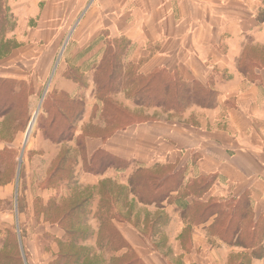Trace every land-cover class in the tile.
<instances>
[{
	"label": "crops",
	"instance_id": "0c3cea01",
	"mask_svg": "<svg viewBox=\"0 0 264 264\" xmlns=\"http://www.w3.org/2000/svg\"><path fill=\"white\" fill-rule=\"evenodd\" d=\"M220 2L92 0L82 18V25L78 24L81 28L77 26L82 29L81 38L72 44L75 50H79L75 56L79 61L65 66L78 67L82 73L80 65L89 64L90 58L101 49L99 62L106 42L122 37L127 46L121 60L127 51L126 62L135 65L136 73L147 74L155 68H163L177 72L187 82L196 80L207 84L216 92L215 104L211 108L197 107L207 112L209 120L198 117L196 125L155 120L141 122L116 132L104 144L100 139L86 138L87 156L103 146L123 160L131 161L133 156L140 163L147 160L146 163H151L147 168L168 166L173 171L181 169L182 186L201 176L212 177L213 182L201 201L244 197L252 220L264 223V59H256L257 64L250 70L241 69V58L246 50H259L264 58V19L258 21L257 8L255 10L248 3L244 6L235 2L229 7V3ZM52 8L49 1L43 11L47 13ZM62 8L55 7L54 11L63 15L66 11ZM59 21L56 17V24ZM249 36L252 39H248ZM33 44L28 49H22L20 45L1 59L0 67L4 71L0 76L23 79L21 76L30 74L33 66L35 70H46L52 54L48 49L53 41L48 43L38 60L31 52L36 49ZM150 47L152 50L148 49ZM231 61L236 65L232 66L233 69ZM59 65L53 77L57 81L53 89L62 90L73 98L86 94L83 93L86 87L66 78L63 75L65 67ZM216 83L219 87L215 86ZM173 194L176 195L177 191ZM131 195L139 205L159 208L155 203H143ZM166 200L160 204L161 208L173 205ZM181 201L186 205L190 202L189 199ZM46 202L43 200L44 204ZM181 212L169 224V247L158 246L154 250L139 240L128 222L119 218L112 222L143 264H228L230 255L245 252L243 247L227 244L212 235L208 230L212 219L192 226L189 242L183 247L180 236L187 221ZM145 218L141 221L137 217L136 220L143 224ZM151 218H155L153 214ZM57 234L61 236V233ZM262 244V257L253 258L251 264H264V237ZM49 261L51 257L46 264Z\"/></svg>",
	"mask_w": 264,
	"mask_h": 264
},
{
	"label": "rangeland",
	"instance_id": "374dc122",
	"mask_svg": "<svg viewBox=\"0 0 264 264\" xmlns=\"http://www.w3.org/2000/svg\"><path fill=\"white\" fill-rule=\"evenodd\" d=\"M49 1L52 3L53 8L46 13L43 9H45V5ZM91 1L5 0L10 16L9 29L5 35L7 39L15 40L17 47L21 45L22 49H28L34 43L33 45L36 49L31 52L35 60L41 57V53H45L48 43L53 41L52 46L48 49V51L50 50L49 53L52 51V54L50 53V60L46 63L47 69L40 68L35 70L34 66H30V74L19 75L24 77L23 80L28 85L32 86V93L28 96L27 110L23 113V118L20 121L0 118V151L4 148L13 151L11 162L14 170L11 180L0 186V248L3 242H5L8 232L15 234L22 264H46V260L49 257H51V261L47 264H53V260L57 254V242L60 237L57 233L62 234V232L50 224L49 217L53 219L55 211L51 210L52 212L45 213L43 200L52 201L51 203L54 204L63 203L64 206L68 203L69 205L64 208L66 210L92 196L89 201H86L87 203H91L90 214L82 218L81 225L77 226V229L83 228L88 232L87 235L89 236L80 244L84 248L86 246L88 249L91 248V254L96 256H93L97 261L96 263L94 262L95 264H109L110 257L116 254L106 248L100 249L97 246L98 244H96L99 223L93 211L97 208L96 204H98L101 190L104 187L113 185V195H117V192L122 189L123 193L120 195L118 201L113 200L112 209L114 213H118L119 219L123 222H128L133 227L129 226L135 231V234L137 233L139 240L151 250L157 249L158 246L162 248L169 247V224L186 206V202L181 201L180 194H173L166 200L167 202H172L173 205L171 207L163 205L165 207L161 208L162 205L161 207L159 205V208L155 209L154 207L139 205L135 197L131 195L128 179L137 167L145 166L147 168V166H151V163H146L147 160L140 163L136 160L135 156H133L125 170L116 172L110 166L108 167L109 169L106 168L101 173H98L100 175L88 176L85 174L89 172L83 170L82 152H80L81 149L76 145V136L83 131L84 127L102 123L99 120L101 103L97 99L99 88L94 82V71L100 58L101 49L96 52L93 58H90L89 61L91 62L89 64L80 65L83 78L78 84H80L79 86L86 87L83 93L87 95H75V98L81 96L84 104L83 113L75 122L71 121V124L74 123L73 130L66 134V140L60 141L56 139L58 133L56 134V131L52 133L47 126H42L41 118L37 121L38 116L44 117L46 115V109L42 108V104L48 92L53 89L55 82H57L53 77L58 64H60L59 67H66V63L74 65L73 63L79 61L75 57L79 50H75L76 47L73 48L72 44H75L74 41L76 39L81 38L82 29L79 30L81 26H78V24L82 25V18ZM220 1L229 3V7L232 4L234 6L235 2L244 6L248 3L250 7L254 6L255 10L257 8V20L262 21L264 19V0H219V4L221 3ZM55 7L59 9L60 7H64L62 9L66 12L63 15L60 12L56 14L54 11ZM56 17L60 20L58 24H56ZM45 27L47 29H44ZM82 28L84 29L85 26ZM249 38L252 39L250 36ZM67 42L69 43L68 46H66ZM148 49L152 50L151 47ZM255 56L256 59H264L263 53L259 50ZM126 58L127 51L121 60V74L117 70L116 80L113 82L112 97L121 107H125L129 112H137L142 120L148 122L155 120L186 122L196 125L198 124V117L209 120V117L206 118L207 112L199 110L197 105L193 103H189L177 111L173 109L164 110L162 107L146 104L144 106L137 105L133 100L134 95L130 93L131 91L128 90V87L124 86L121 82L119 83V78L121 80L122 74L125 73L127 68L134 72L137 71L134 68L135 65L131 66L127 64ZM230 66L236 67L235 62L231 61ZM0 70V73L3 74L4 70L2 67H0ZM216 79L219 82V77H216ZM215 86L219 87V83H216ZM88 87H90V90ZM81 90L79 89L78 92H81ZM34 116H36V119L27 137V128ZM57 123H60V121L58 120ZM132 125H129L127 128ZM67 149L69 153L75 155L74 163L71 167L68 166L69 164L64 163L51 176L58 154L65 152ZM193 160L195 159L193 158ZM173 166L176 165L174 164ZM1 175H3L2 171H0V178L4 180V176ZM4 175L6 176V174ZM108 181H110V184ZM126 182L128 185H126ZM144 198L147 197L145 196ZM177 204H179V207H176ZM152 214L154 217L162 214L161 222L155 226L154 231L157 233L149 232V224L146 225L151 221ZM137 217L141 221L143 217H146L144 223L141 224L140 220H136ZM261 251V254L256 253L257 255L253 258L262 257L263 244ZM83 258L80 264H88L87 258H90L89 255Z\"/></svg>",
	"mask_w": 264,
	"mask_h": 264
},
{
	"label": "trees",
	"instance_id": "16d2710c",
	"mask_svg": "<svg viewBox=\"0 0 264 264\" xmlns=\"http://www.w3.org/2000/svg\"><path fill=\"white\" fill-rule=\"evenodd\" d=\"M9 17L5 0H0V60L17 47L15 40L5 37L10 25ZM126 46L127 41L122 37L108 40L103 55L95 67L94 82L99 88L97 99L101 103L99 120L103 125L92 124L84 127L83 131L76 136V145L81 149L82 167L85 172L98 174L110 166L117 170H125L130 164V161L112 155L103 146L87 156L84 145L87 137L100 139L104 144L116 132L125 130L129 125L146 121L142 120L137 112H129L125 107H121L112 97L116 71H120L121 74V56ZM256 52L255 49L251 52H243L241 69L250 70L257 64L254 57ZM63 75L75 83H79L83 78L79 68L73 66H66ZM120 82L128 87L130 93L134 95L133 100L139 106L146 104L162 107L164 110L177 111L189 103L202 108H211L216 100V92L207 84L204 85L196 80L187 82L177 72H169L163 68H155L147 74H138L127 68L121 80L119 78ZM31 91L32 86L23 79L0 76V118L20 121L27 110L28 96L32 93ZM83 107L81 98H73L62 90L52 89L42 104V108L46 109V115L38 116L37 121L41 118L42 126H47L52 133L56 131L55 133H58L56 139L64 141L66 134L73 130L74 123L71 124V121L75 122L82 115ZM58 120L60 123H57ZM68 151L67 149L58 154L51 176L64 163L69 164V167L74 163L75 155ZM12 153L11 149L6 148L0 151V171L3 172L1 176H4V180L0 178V186L13 177ZM181 171V169L173 171V168L170 169L168 166L153 169L138 167L128 179L130 192L143 203L160 205L170 198L172 192L177 191L180 199L190 200L181 212L182 218L187 221L180 236L183 247L189 242L192 226L204 224L212 219L208 227L212 235L218 236L227 244L245 249V252L230 255L228 264H251L256 253L262 252L264 223L261 220L256 222L252 220L246 198L201 201L210 188L213 178L201 176L182 186ZM108 182L110 184V181ZM113 190V185L101 190V197L94 212L99 221L96 244L100 249L106 248L116 253L110 257L109 264H143L112 222L119 218L118 213H114L112 209L113 200L117 202L123 193L121 189L117 195H113ZM145 196L147 198H144ZM91 197L66 210L64 208L69 205L68 203L66 207L63 203L54 204L51 203L52 201H47L43 205L45 213L55 211L54 218L49 217V221L62 232L57 242L58 250L53 264H80L82 258L88 255L90 257L87 258L88 264L97 262L94 258L96 256L91 254V248L89 250L87 246L84 248L80 244L89 236L88 232L83 228L77 229V226L81 225L82 218L90 214L91 203L86 201H89ZM161 219L162 214H158L146 224H149V232H154L155 226L161 222ZM0 264H22L16 235L11 232L7 233L5 242L0 248Z\"/></svg>",
	"mask_w": 264,
	"mask_h": 264
},
{
	"label": "water",
	"instance_id": "95a60500",
	"mask_svg": "<svg viewBox=\"0 0 264 264\" xmlns=\"http://www.w3.org/2000/svg\"><path fill=\"white\" fill-rule=\"evenodd\" d=\"M35 119H36V116H34V117L32 118L30 124L28 125L27 132H26V134H27L26 136H27V137H28L29 132L31 131L32 124H33V122L35 121ZM16 177H17V176H16Z\"/></svg>",
	"mask_w": 264,
	"mask_h": 264
},
{
	"label": "bare ground",
	"instance_id": "6f19581e",
	"mask_svg": "<svg viewBox=\"0 0 264 264\" xmlns=\"http://www.w3.org/2000/svg\"><path fill=\"white\" fill-rule=\"evenodd\" d=\"M33 124H34V122H33Z\"/></svg>",
	"mask_w": 264,
	"mask_h": 264
}]
</instances>
